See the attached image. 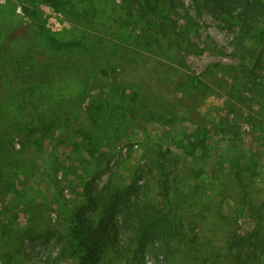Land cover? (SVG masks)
Wrapping results in <instances>:
<instances>
[{
  "label": "rangeland",
  "instance_id": "rangeland-1",
  "mask_svg": "<svg viewBox=\"0 0 264 264\" xmlns=\"http://www.w3.org/2000/svg\"><path fill=\"white\" fill-rule=\"evenodd\" d=\"M71 1L41 4L49 36L25 15L27 0H0V153L13 179H0V264H80L59 258L60 237L85 186L101 189L110 178L127 186L136 175L140 191L163 206L158 159L181 241L146 263L236 264L233 241L257 231L264 239V44L239 42L236 19L197 16L192 0L172 16L173 35L185 32L173 45L160 21L130 16L124 0ZM34 40L52 51L54 40L71 43L78 55L40 70L28 56ZM92 68L100 78L85 97ZM40 108L68 125L29 137L35 123L23 134L12 129ZM252 241L243 264H264V245Z\"/></svg>",
  "mask_w": 264,
  "mask_h": 264
},
{
  "label": "trees",
  "instance_id": "trees-1",
  "mask_svg": "<svg viewBox=\"0 0 264 264\" xmlns=\"http://www.w3.org/2000/svg\"><path fill=\"white\" fill-rule=\"evenodd\" d=\"M62 1L64 0H27L23 4V11L32 20L37 30L53 36L55 33L46 27V20L40 6L46 3L60 8ZM124 2L130 11V16H133L134 13L139 17L140 13L146 15H141L147 19L145 24L149 21H160V28H163L164 35H167L171 45L174 41L181 40V35H185L182 29L178 30V35H173L175 33L173 27H176V23H172L174 20L172 16L177 18L182 14L184 0H124ZM192 2L197 16L211 13L225 23H229L231 19H236L240 25L239 42L243 43L245 38L253 36L256 45L264 44V0H192ZM94 15H97V12H94ZM51 44L55 49L54 51L46 49L47 47L41 48L35 40L28 49L31 53H28L29 58L34 60L40 70L49 68L53 63L50 60H60L63 56L67 57L66 64L69 65L71 58L68 55L71 57L78 55L71 49V43H60L54 40ZM4 48L5 45L0 48V54ZM41 52L43 56L38 60L36 57ZM88 54L89 52L86 53V55ZM85 58L87 59V57ZM90 61L88 62L93 65L94 61ZM94 68L91 69L90 79L84 93L85 97L96 87V81L100 78V71H96ZM193 81L195 87L201 86L199 79L195 78ZM112 84L117 85L118 82L114 81ZM35 86L32 87L33 90L37 88ZM190 96L192 95L186 97ZM170 101L168 100L167 103L173 104ZM34 102L41 105L38 99ZM174 102H177L178 105H184V108L190 113L192 112L189 105L181 103V98L176 97ZM40 111L38 117L34 115L28 120V124L21 123L12 129L23 134L22 132L29 127V124L35 123L36 125L33 126H37L38 130L32 127L34 132L25 134L26 137H29L45 126L62 128L68 125L67 119H63L60 123L54 121V113L58 111L50 109L43 112L42 108ZM104 139L101 137V141L106 146L109 139L105 141ZM85 141L86 139L82 138L79 143L84 144ZM12 148L10 145V149ZM73 151L75 152V149ZM92 153H94L93 150ZM157 164L161 175L160 180L163 182L165 201L163 206L152 202L147 194L140 191L143 185L139 183L141 178L135 177L136 175L130 179V184L127 186H118L112 182L111 178L101 189H97L88 183L85 186L84 203L78 211L70 214L71 217L67 223L68 237L61 234L62 247L59 258L74 256L79 259L80 264H114L116 262L147 264L145 258L149 253L158 258L159 249L162 246L168 249L176 239L181 241L180 222L182 219L178 216L177 210L169 198L170 179L166 175L164 163L158 159ZM5 165L6 162L0 153V179H7L6 183H13L11 168L5 167ZM19 231L25 232L24 229ZM248 239L250 241L256 240V242L252 241V247L258 248L264 245V239L260 236L259 231L244 241H233V245L236 246L233 252L236 264H243L246 260H251L244 258V247L247 244L246 241H249Z\"/></svg>",
  "mask_w": 264,
  "mask_h": 264
}]
</instances>
